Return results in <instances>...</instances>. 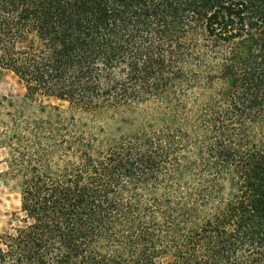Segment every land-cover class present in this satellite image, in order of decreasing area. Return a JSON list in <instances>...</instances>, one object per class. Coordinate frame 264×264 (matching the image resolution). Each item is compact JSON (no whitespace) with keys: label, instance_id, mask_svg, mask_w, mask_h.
Segmentation results:
<instances>
[{"label":"trees","instance_id":"1","mask_svg":"<svg viewBox=\"0 0 264 264\" xmlns=\"http://www.w3.org/2000/svg\"><path fill=\"white\" fill-rule=\"evenodd\" d=\"M0 72V264H264V0H0Z\"/></svg>","mask_w":264,"mask_h":264},{"label":"rangeland","instance_id":"2","mask_svg":"<svg viewBox=\"0 0 264 264\" xmlns=\"http://www.w3.org/2000/svg\"><path fill=\"white\" fill-rule=\"evenodd\" d=\"M24 94L23 86L18 80L7 72H0V96L10 100H20ZM42 105H59L58 101L53 99H44ZM26 113H36L39 103H29ZM64 107V106H63ZM0 132L3 130V119L8 114L7 108L0 106ZM7 151L0 149V175L7 170L6 159ZM19 208V187L17 181L9 180V177L0 176V233L7 230L11 224V212Z\"/></svg>","mask_w":264,"mask_h":264}]
</instances>
